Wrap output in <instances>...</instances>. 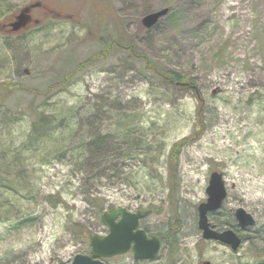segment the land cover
<instances>
[{"label":"rangeland","instance_id":"374dc122","mask_svg":"<svg viewBox=\"0 0 264 264\" xmlns=\"http://www.w3.org/2000/svg\"><path fill=\"white\" fill-rule=\"evenodd\" d=\"M24 7L29 22L11 28ZM162 8L168 12L153 26L142 25L145 14ZM112 32L188 75L194 89L156 79L113 39L108 53L98 38ZM59 79L65 83L47 95L48 112L55 103L99 104L106 95L131 115L130 134L120 137L150 143L147 154L133 157L137 173L129 183L100 187V213L110 205L146 210L140 226L161 239L160 252L149 261L128 252L106 264H264V0H0V83L14 87L0 100V264H69L88 253L91 234L107 232L66 162L32 164L33 183L24 190L26 166L15 154L31 97L18 89L38 91ZM213 170L223 175L227 195L210 219L240 237L236 250L203 239L197 227ZM59 190L62 202L45 201ZM238 207L252 215V226H238ZM79 226L90 234L81 236Z\"/></svg>","mask_w":264,"mask_h":264},{"label":"trees","instance_id":"16d2710c","mask_svg":"<svg viewBox=\"0 0 264 264\" xmlns=\"http://www.w3.org/2000/svg\"><path fill=\"white\" fill-rule=\"evenodd\" d=\"M111 39L114 40L115 48L118 49V45L121 46L125 57L131 60L137 57L156 79L178 89H194V82L188 75L160 66L147 55L133 50L130 40L120 42L113 32L107 38H98L108 53ZM101 55L104 53L98 52L94 56L101 57ZM92 61L94 60L89 58L86 63ZM64 83L65 80L59 79L48 83L45 89L38 91L26 87L18 89L24 90V95L31 97V101L24 107L23 112L28 117V128L20 144L21 150L15 154L26 166L23 172V178L27 181L24 190L26 188L30 190L33 183L29 170L32 164L44 165L55 160L66 162L71 167L72 176L76 178L78 194L87 203L93 204L95 215H99L105 201L100 187L129 183L131 177L137 173L133 169V157L147 154L150 143L141 138V135L132 136L131 140L120 137L119 134H130L131 129L126 127L130 124L131 115L124 112L127 106L122 104L118 106L113 99L106 98V95L98 96L102 100L99 104L86 103L78 107V105L65 106L55 103L52 111L48 112L45 109L47 95ZM11 85L0 83L1 101L13 95L14 87ZM36 98L42 99L37 105L34 104ZM3 107L7 108L6 105ZM4 163L2 158L0 168ZM14 181L17 179L10 180L6 185H10V182L15 185ZM9 190L13 195L18 194L13 187ZM61 194L59 190L54 194H45L43 197L45 201L56 204L62 202ZM2 206H5V202L4 205H0V208ZM8 207H14V204H9L5 208ZM77 230H80L81 236L86 237L90 234L88 231L84 234L81 226Z\"/></svg>","mask_w":264,"mask_h":264},{"label":"water","instance_id":"95a60500","mask_svg":"<svg viewBox=\"0 0 264 264\" xmlns=\"http://www.w3.org/2000/svg\"><path fill=\"white\" fill-rule=\"evenodd\" d=\"M167 11L168 8H162L145 14L141 19L142 25L146 28L153 26ZM205 192L207 194L205 202L197 207V225L201 229L202 237L221 241L228 244L231 249H237L241 243L240 237L231 229L217 231L210 228L206 216L207 211L220 207L226 196L220 172L210 173ZM146 214V210L133 212L122 206L103 212L100 220L107 227V233L93 234L88 242L89 254L77 253L69 264H105L103 258L122 255L130 250L136 260L155 258L161 247L160 239L157 236H148L146 231L139 227V220ZM235 217L240 227L254 223L252 216L241 207L236 209Z\"/></svg>","mask_w":264,"mask_h":264},{"label":"flooded vegetation","instance_id":"af4514ba","mask_svg":"<svg viewBox=\"0 0 264 264\" xmlns=\"http://www.w3.org/2000/svg\"><path fill=\"white\" fill-rule=\"evenodd\" d=\"M22 16H26V17H29L28 13H25L24 10L22 9L21 12L14 18V20L12 22L9 23L10 27L11 28H17L20 26V24H27L25 23V20L22 19L21 17ZM26 26V25H25ZM24 27V26H23ZM223 203L220 205V207H218L217 209H214V210H209L206 212V216H207V219H208V222H209V227L214 229V230H217V231H222V230H227V229H231V228H227V229H218L216 228V225L211 221L210 219V216L211 214H213L214 212H216L217 210H220V208L222 207ZM236 210V209H235ZM235 210L233 211V215L235 217ZM236 219V218H235ZM198 230L201 232V229L199 228L198 226ZM232 230V229H231ZM201 236H202V233H201ZM209 264V263H208Z\"/></svg>","mask_w":264,"mask_h":264}]
</instances>
